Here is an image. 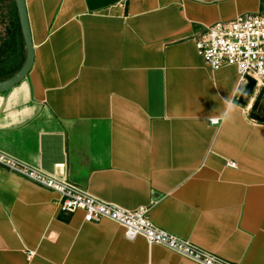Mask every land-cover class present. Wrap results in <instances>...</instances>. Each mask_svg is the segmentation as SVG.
I'll use <instances>...</instances> for the list:
<instances>
[{"label": "crops", "instance_id": "crops-1", "mask_svg": "<svg viewBox=\"0 0 264 264\" xmlns=\"http://www.w3.org/2000/svg\"><path fill=\"white\" fill-rule=\"evenodd\" d=\"M13 4L0 8V78L26 58ZM25 4L34 62L0 93V151L121 209L146 207L156 226L229 262L264 264V122L239 103L237 70L212 69L195 47L264 0ZM229 97L239 107L225 119ZM58 201L0 166V264H197Z\"/></svg>", "mask_w": 264, "mask_h": 264}, {"label": "built area", "instance_id": "built-area-1", "mask_svg": "<svg viewBox=\"0 0 264 264\" xmlns=\"http://www.w3.org/2000/svg\"><path fill=\"white\" fill-rule=\"evenodd\" d=\"M195 47L212 69L234 67L241 84H246L247 77H250L255 81L256 94L264 90V12L243 13L231 20L213 23L196 37ZM253 99H250L249 106ZM209 123L218 125L220 119L211 118ZM228 165L236 166L233 162ZM0 166L57 193V208L62 213L81 212L87 223L112 221L123 228L127 240L143 237L149 245H160L197 264H235L156 226L146 207L134 211L121 209L97 199L61 175L45 173L2 151ZM33 255L28 252V258Z\"/></svg>", "mask_w": 264, "mask_h": 264}, {"label": "water", "instance_id": "water-1", "mask_svg": "<svg viewBox=\"0 0 264 264\" xmlns=\"http://www.w3.org/2000/svg\"><path fill=\"white\" fill-rule=\"evenodd\" d=\"M14 1L26 47V58L24 63L16 73H14L9 78L0 81V93L8 91L16 84L20 83L29 73L34 62V49L25 0ZM254 89L255 81L252 78L247 77V83L245 84L239 96V103L243 106H248L250 104V99L254 98L250 105V117L259 122H264V90L262 89L256 94Z\"/></svg>", "mask_w": 264, "mask_h": 264}, {"label": "clouds", "instance_id": "clouds-1", "mask_svg": "<svg viewBox=\"0 0 264 264\" xmlns=\"http://www.w3.org/2000/svg\"><path fill=\"white\" fill-rule=\"evenodd\" d=\"M224 103L226 105L225 111L223 113V117L225 119H229L233 113V111L238 108L239 106L234 102L233 98L229 97L224 99Z\"/></svg>", "mask_w": 264, "mask_h": 264}, {"label": "rangeland", "instance_id": "rangeland-1", "mask_svg": "<svg viewBox=\"0 0 264 264\" xmlns=\"http://www.w3.org/2000/svg\"><path fill=\"white\" fill-rule=\"evenodd\" d=\"M13 0H0V8L2 7V8H4V7H6V8H10V9H13ZM6 11V10H5ZM7 13V12H6ZM4 15V14H3ZM6 15H8V14H6ZM3 17H6V16H3ZM8 17V16H7Z\"/></svg>", "mask_w": 264, "mask_h": 264}, {"label": "trees", "instance_id": "trees-1", "mask_svg": "<svg viewBox=\"0 0 264 264\" xmlns=\"http://www.w3.org/2000/svg\"><path fill=\"white\" fill-rule=\"evenodd\" d=\"M262 3H263V0H262ZM17 70H18V68H15V69L11 70V71L7 74V76L1 77V78H0V81H1V80H5L6 78H9V77L12 76Z\"/></svg>", "mask_w": 264, "mask_h": 264}]
</instances>
